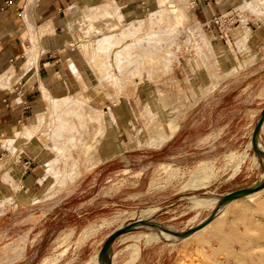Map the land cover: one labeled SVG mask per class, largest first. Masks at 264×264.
<instances>
[{
  "label": "rangeland",
  "instance_id": "obj_1",
  "mask_svg": "<svg viewBox=\"0 0 264 264\" xmlns=\"http://www.w3.org/2000/svg\"><path fill=\"white\" fill-rule=\"evenodd\" d=\"M220 1L226 4H216L211 23H201L195 11L181 16L187 0H158L127 16L131 28L118 20L115 0H79L73 6L81 14L69 28L75 44L70 47L80 61L75 87L65 96L43 87V105L9 140L13 154L22 150L28 175L13 177V189L0 192V264H106L100 250L108 236L138 222L140 210L153 208L148 219L164 230L183 235L200 228L179 239L155 228L124 233L112 245L111 264H264V187L239 196L221 216V205L199 208L190 200L254 186L264 174V158L249 135L258 120L246 113L258 92L264 108V87L254 88L253 97L224 99L236 111L219 102L212 103L215 112L212 104L194 106L234 73L223 76L221 70L228 59L230 66L239 64L241 57L231 56L235 45L247 47L245 17L264 15V0ZM63 32L61 38L69 33ZM83 42L91 44L85 49ZM37 52L27 53L33 69ZM186 114L189 134L182 145L161 148ZM165 120L172 132L157 130ZM212 122L220 136L209 147L192 148ZM180 146L192 149L180 156ZM204 164L207 176L200 181ZM214 210L216 223L201 228ZM141 231L159 237L142 239L144 259H124V238Z\"/></svg>",
  "mask_w": 264,
  "mask_h": 264
},
{
  "label": "crops",
  "instance_id": "obj_2",
  "mask_svg": "<svg viewBox=\"0 0 264 264\" xmlns=\"http://www.w3.org/2000/svg\"><path fill=\"white\" fill-rule=\"evenodd\" d=\"M78 1L0 0V76L10 72L12 68L16 70L17 67L20 68L27 53L36 48L38 50V65L35 69L31 70L18 83L11 86L0 84V192L13 189V177L24 179L28 175L27 165H25L27 162L21 156L22 150L18 149L13 154L9 140L13 133H17L19 127L25 124L43 105V87L57 96L69 95L72 91L71 88L74 89L75 87L74 67L80 68L79 53L70 47L75 45L73 44L74 36L70 34L71 31L66 24L68 9ZM219 1L187 0V3H181L180 14L185 19L195 11L196 18L201 23H211L213 16H216V4L219 5L220 3L221 6L226 4V2ZM115 2L121 12L128 13L131 10L154 7L158 0H115ZM198 2H201V5L197 4L198 8L194 7V4ZM256 17V15L250 18L245 17L249 29L247 47L240 50L234 44V53L231 56L241 57L239 64L230 66L231 61L228 59L227 62L230 65L226 67L227 69L221 70L223 76L229 72L234 73L224 79L208 96L201 98L202 100L194 101V103L196 102L195 108L199 109L219 102V106L223 105L227 110L235 109L236 106L233 103H224V99L239 93L251 97L254 88L264 87V15L261 13L258 20ZM65 30H68L69 33L61 38L60 36L64 35L63 31ZM217 36L220 34L218 33ZM34 43L37 45L35 46ZM35 74L36 79L33 86L26 88L30 76ZM230 77L232 79H229ZM259 94L262 93L255 94V99L251 100L246 110V113L251 114V117L256 116L255 122H257L263 109V106H258L261 102L256 99ZM215 106L212 107L214 112ZM188 114L181 119L179 130L161 148L168 150L169 146L176 143L182 145V138L189 134L185 126L189 118ZM254 129L255 127L249 132L250 136H253ZM224 131L222 130V132ZM216 136L219 137L220 133L216 123L212 122L210 127L196 140L192 148L204 149L209 147ZM259 139L264 143V129H261ZM192 148L180 146V156L183 153L188 154L187 151ZM173 155L174 157L177 156ZM102 163L99 162L96 168ZM140 245L141 252L138 259H144L145 245ZM165 246L166 244L162 245L163 248ZM124 259L130 261V254L126 255ZM139 262L137 261L136 264Z\"/></svg>",
  "mask_w": 264,
  "mask_h": 264
},
{
  "label": "bare ground",
  "instance_id": "obj_3",
  "mask_svg": "<svg viewBox=\"0 0 264 264\" xmlns=\"http://www.w3.org/2000/svg\"><path fill=\"white\" fill-rule=\"evenodd\" d=\"M243 6V5H242ZM123 9V8H122ZM131 10V9H130ZM125 11V10H124ZM134 12L135 10H131L130 12L126 13V12H119L118 16V20H121V19H125L129 22L128 24V28H131V21L128 20V17L129 15H134ZM132 13V14H131ZM177 13H179L177 11ZM81 15L80 14V8L78 7H71L68 11H67V27L68 28H71L74 23L76 22L75 18L77 16ZM136 15V14H135ZM199 25V24H198ZM142 28V27H141ZM145 31H146V28H145ZM148 32V31H147ZM133 37V36H132ZM90 42H83L82 45H83V48H87L90 46ZM33 61V58L30 54L27 55V58L24 60L23 63H21V66L19 69H13L8 72V73H5L3 75L0 76V84H4V83H11L13 81H21L22 78H24L31 70H33L32 66H31V63ZM17 77H20V78H16L14 76ZM36 79V74L35 75H32L30 76L29 78V81L27 83V87L26 88H31L33 86V82L35 81ZM134 85V84H133ZM137 86V85H135ZM40 120V119H39ZM29 125V124H28ZM171 125V122H169L168 120H165V121H162V123H160L159 126H156L157 127V130H160V131H163V129H167L169 131L170 128L169 126ZM25 126V124H24ZM264 126V125H263ZM30 127V126H29ZM169 128V129H168ZM29 129V128H28ZM153 132V131H152ZM155 132V131H154ZM165 132V130H164ZM172 132V131H171ZM159 134V132H157ZM163 133V132H162ZM173 133H170V135L168 134V136L164 137V139H162V142L161 143H164L166 141H168L172 136H173ZM160 135V134H159ZM90 138V137H89ZM154 138H152L153 140ZM157 139V138H156ZM155 140V139H154ZM156 141V140H155ZM211 167V165H210ZM207 169L208 167L204 164L201 169H199V174H198V179L201 181L203 178H205L207 176ZM262 180H264V174L262 175ZM196 179V178H195ZM204 180V179H203ZM197 181V179H196ZM195 181V182H196ZM206 181V180H205ZM199 183V182H198ZM200 184V183H199ZM203 184V183H202ZM198 185V184H197ZM200 186V185H198ZM255 192H252V193H249V195H252L254 194ZM192 198V197H191ZM225 198V196H222V195H210L208 197H193V199H190L191 201L193 200L195 202V205L199 208H209V207H222V210L224 209H227L229 207V205L235 203V201H237L240 197H237L235 199H232V200H223ZM219 203V204H218ZM219 205V206H217ZM155 209H142L139 211V214L141 215V219L138 220V222H134L133 224H135L136 227H138V229L140 228H155V229H158V232H159V235L160 234H163L165 235L166 237L167 236H174L175 239L178 238L179 235L181 234H177L174 229L172 227H168L166 226V229L164 230L163 226L161 224H157L155 222H153L151 219H148L149 218V215L154 211ZM223 211H219L220 212V215H223L221 213L224 212ZM219 214V213H218ZM217 217V216H216ZM225 217V216H224ZM219 219V217H218ZM216 223V219L210 221V222H207L205 225H203L201 228H209L211 226H213L212 224L213 223ZM236 222V221H235ZM216 225V224H215ZM198 226V225H197ZM196 227V226H194ZM139 229V230H140ZM164 231V232H163ZM236 232V231H235ZM218 233V232H217ZM264 233V232H263ZM262 233H260L261 235ZM181 236H184V235H181ZM220 236V235H219ZM158 234L156 232H147V231H141V232H133V233H130L129 235H127V237L124 238V240H128L129 243L126 247H124L126 249V251L128 250L129 251V254L131 256V258H135L137 259V257L140 256V252H141V241L142 239H145L147 241H150L151 242V239H156L158 238ZM164 237V236H163ZM165 237V238H166ZM263 237V236H262ZM162 239V238H161ZM179 239V238H178ZM262 239V238H261ZM264 239V238H263ZM158 240V239H157ZM106 256H107V262L106 264H109V262L111 263V257H112V253H111V249L109 252L106 253ZM134 260V259H133ZM253 261V260H252ZM263 262V261H262ZM255 263V262H254Z\"/></svg>",
  "mask_w": 264,
  "mask_h": 264
},
{
  "label": "water",
  "instance_id": "obj_4",
  "mask_svg": "<svg viewBox=\"0 0 264 264\" xmlns=\"http://www.w3.org/2000/svg\"><path fill=\"white\" fill-rule=\"evenodd\" d=\"M264 123V108L262 109V112L260 114V117L258 119L257 125L255 126L254 129V133H253V147L255 149V152L259 155V157H261L262 159L264 158V147L262 145V143H260L259 145V136H260V131H261V127ZM263 163V161H262ZM264 187V180L258 182L256 185L248 187V188H244V189H240L237 190L235 192L232 193H228L225 195V198L223 200H232L235 199L239 196H243L255 191H258L260 189H262ZM217 214V212L214 210L213 213L205 219V223L210 222L213 220V218L215 217V215ZM203 226V225H202ZM200 228V225L196 226V227H191L189 230L187 231H182V234L184 235L183 237H187L188 235H190L191 233L195 232L196 230H198ZM138 227L135 226V224L133 223H129L127 226L125 227H121L119 229H116L115 231H113L108 238L106 239V241L104 242L100 253H107L110 251V249L112 248V245L114 243V241L122 234L127 233V232H131V231H135L137 230ZM109 264H111L109 262Z\"/></svg>",
  "mask_w": 264,
  "mask_h": 264
},
{
  "label": "built area",
  "instance_id": "obj_5",
  "mask_svg": "<svg viewBox=\"0 0 264 264\" xmlns=\"http://www.w3.org/2000/svg\"><path fill=\"white\" fill-rule=\"evenodd\" d=\"M217 22L219 23V21L217 20Z\"/></svg>",
  "mask_w": 264,
  "mask_h": 264
}]
</instances>
